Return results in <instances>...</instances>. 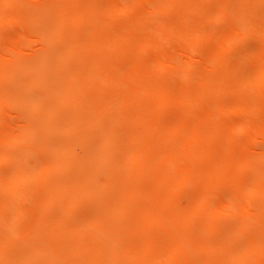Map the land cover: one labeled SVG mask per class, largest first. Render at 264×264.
Returning a JSON list of instances; mask_svg holds the SVG:
<instances>
[{
    "label": "bare ground",
    "instance_id": "1",
    "mask_svg": "<svg viewBox=\"0 0 264 264\" xmlns=\"http://www.w3.org/2000/svg\"><path fill=\"white\" fill-rule=\"evenodd\" d=\"M263 86L264 0H0V264H264Z\"/></svg>",
    "mask_w": 264,
    "mask_h": 264
},
{
    "label": "rangeland",
    "instance_id": "2",
    "mask_svg": "<svg viewBox=\"0 0 264 264\" xmlns=\"http://www.w3.org/2000/svg\"><path fill=\"white\" fill-rule=\"evenodd\" d=\"M191 17H193V14H191ZM224 25H226L225 22L223 23H219L217 26L218 28H221L223 27ZM258 40L254 37H249V38H245L243 40H241L239 42V49L238 51L234 52L232 55L233 59L234 60H245V61H252V53L255 49V47L257 46ZM203 47V46H201ZM34 50L36 52H39L40 48L38 46H36L34 48ZM23 58H26V59H31L32 58V53H26L24 54ZM194 62H195V66L198 70V68H202L203 67V63L201 62V58L198 57V56H195L194 57ZM263 94H264V86H263ZM263 98H264V95H263ZM264 108V100H263V106ZM12 115H14V112H11ZM246 116V113L243 112V113H229L227 115H225V117L228 119V120H237V119H241L243 117ZM258 146L260 147H264V144L261 142V143H258ZM235 223V220L233 218H229V217H221L220 218V225H222L223 228L229 226V225H233Z\"/></svg>",
    "mask_w": 264,
    "mask_h": 264
}]
</instances>
